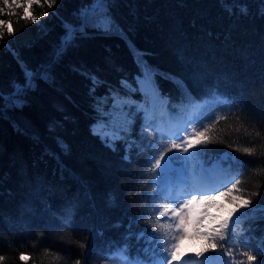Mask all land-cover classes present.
Returning <instances> with one entry per match:
<instances>
[{"label": "trees", "instance_id": "trees-1", "mask_svg": "<svg viewBox=\"0 0 264 264\" xmlns=\"http://www.w3.org/2000/svg\"><path fill=\"white\" fill-rule=\"evenodd\" d=\"M106 3L115 30L90 27L71 45L63 43L66 29L79 23V13L93 0H57L51 9L34 4L36 23L21 19L23 8L13 9L14 15L0 14L15 31L12 37L5 32L0 42L3 264H115L106 258L109 244L125 243L131 221L140 220L133 233L162 231L157 220L165 218L157 217L156 208L167 202L152 203L159 188L146 160L170 145L161 134L182 124L187 93L199 100L212 91L228 102L213 109L223 119L212 122L214 142L200 159L210 168L221 165L223 176L215 185L220 187L236 172L225 154L244 162L241 191L233 194L252 203L236 215L255 217L230 224L224 230L228 238L217 241L221 252L230 245L239 261L244 237L250 235L254 245L264 236V213L257 208H264V0ZM227 4L244 6L247 13L226 9ZM149 71L165 98L154 106L139 86ZM26 79L30 86L18 91ZM118 100L126 107L129 130L125 134L123 126L109 125L124 137L111 142L95 124L109 116ZM138 106L151 109L155 129L143 127ZM244 148H252L254 155ZM174 154L168 152L166 158ZM127 243L130 258L151 264L143 240L133 236ZM21 254L28 259L22 261ZM217 256L213 251L212 257Z\"/></svg>", "mask_w": 264, "mask_h": 264}, {"label": "snow or ice", "instance_id": "snow-or-ice-1", "mask_svg": "<svg viewBox=\"0 0 264 264\" xmlns=\"http://www.w3.org/2000/svg\"><path fill=\"white\" fill-rule=\"evenodd\" d=\"M47 6L51 9L56 6L57 0H0V14L14 15L13 9L23 8V16L21 19L30 20L32 23L37 22V17L33 15L31 9L33 5ZM108 7L106 0H93V4L89 5L79 13V23L76 26H68L66 29L63 43L71 45L77 34L83 32L90 27L105 33L113 32L116 26L113 24L110 14L105 11ZM226 9L238 7L242 14L247 13V8L244 6H235L231 4L225 5ZM46 16L47 13H44ZM5 32L8 37L15 35L12 22L0 20V42L5 39ZM5 47H10L4 44ZM144 82L151 96L153 106L156 103H164L165 98L160 96L155 82L150 71L144 73ZM30 86V79H26L24 85L18 87V91ZM228 101L217 94L215 91L210 92L205 97L197 100L187 93L183 104L186 109L182 124L178 125L174 131L162 133L161 139L165 135L171 141L170 145L164 150L154 152L146 160L154 172L156 178L152 183L158 186L159 191L150 197L153 204L157 201H166L167 205L162 209L156 208L158 218L167 217L163 223L157 220L159 228L162 231L147 232L142 230L139 233L132 232L133 224H139L140 220H133L128 225L127 234L124 237L123 244H109L107 259L114 261L115 264H145L139 257L130 258L128 240H141L147 245L143 249L144 253L150 254L151 264H212L214 260H223V257H232L226 264H264V236L256 239L253 245L250 240L252 237L245 236L242 242L243 251L238 255L242 257L239 261L236 260V254L230 250V245L225 247L223 252L220 251L219 241H224L228 237L225 229L230 226L233 216L242 208L251 206V199L241 195L233 194V190L240 192L238 188L240 183L239 172L244 162L237 157H232L225 154V158L233 161L236 166V172H233L232 178H226V183L223 187L207 186L204 180L205 169L201 161V157L206 155L204 148L213 143L212 137L209 135L211 128L214 126L212 122H219L223 117H217L213 113V109L222 103ZM143 111L144 128L155 129L156 125L150 123L154 119L151 109L139 108ZM205 121H208L206 124ZM129 118H125L124 126L120 131L125 134L128 132ZM190 125H195L190 127ZM119 132H114L111 135V142L117 139H123ZM178 141V142H177ZM157 145H150L151 149H155ZM129 144L126 153L130 150ZM196 149H200L197 151ZM240 149L238 148L237 151ZM175 152L174 155L167 156L168 152ZM244 153L252 156L254 150L252 148H244ZM126 160L130 157L126 154ZM232 166H229L231 170ZM159 170V171H156ZM230 185V186H229ZM258 195V193H257ZM227 200L225 204L222 201ZM221 201V203H217ZM259 211L264 213V208L257 205ZM216 209L219 212L227 211V219H221L213 216L212 210ZM255 211V210H254ZM253 218V213H241L236 216L235 224H239L242 219ZM144 217L141 216L140 219ZM264 219V216L261 217ZM234 230V226H233ZM249 233L254 231L248 229ZM201 242L200 250L195 253H187L182 251L185 241ZM217 252V257H210L209 252ZM195 256L196 260L186 259L187 256ZM4 257L0 256V264H3ZM20 259L26 261L27 256L21 254ZM76 264H80L77 261Z\"/></svg>", "mask_w": 264, "mask_h": 264}, {"label": "rangeland", "instance_id": "rangeland-1", "mask_svg": "<svg viewBox=\"0 0 264 264\" xmlns=\"http://www.w3.org/2000/svg\"><path fill=\"white\" fill-rule=\"evenodd\" d=\"M23 2V0H21ZM139 82V81H138ZM139 86L142 90L148 92V89L146 88V84L141 81ZM113 108L109 112V116L107 118H104L103 120H100L98 123L95 124L96 130L100 131L102 133V137L105 140H109L111 138V135L114 132H117L116 129H112L109 127V125L115 124L124 126L125 123V118L128 117L126 114V107L123 105L122 102L118 101H113L112 102ZM129 125V124H128ZM166 158V157H165ZM167 159V158H166ZM205 169L204 173V180L206 181V184L208 186H213L219 183L220 178L223 176L221 173V165L219 163H216L214 166L207 167L203 165ZM217 203H221V201H217ZM213 216L219 217L221 219H227L228 213L227 211L225 212H219L216 209L212 210ZM236 214L233 216L232 221H230V224L235 223L236 219ZM165 220H167V217H164ZM201 242L198 241H185L184 245L182 247V251H185L187 253H195L200 250ZM208 256L212 257V252L207 254ZM186 259H191V260H196L197 258L195 256H187Z\"/></svg>", "mask_w": 264, "mask_h": 264}, {"label": "bare ground", "instance_id": "bare-ground-1", "mask_svg": "<svg viewBox=\"0 0 264 264\" xmlns=\"http://www.w3.org/2000/svg\"><path fill=\"white\" fill-rule=\"evenodd\" d=\"M141 81H143L144 82V79H140V83H141ZM145 83V82H144ZM142 84V83H141ZM143 85V84H142Z\"/></svg>", "mask_w": 264, "mask_h": 264}]
</instances>
